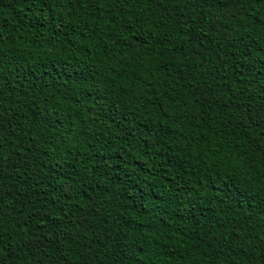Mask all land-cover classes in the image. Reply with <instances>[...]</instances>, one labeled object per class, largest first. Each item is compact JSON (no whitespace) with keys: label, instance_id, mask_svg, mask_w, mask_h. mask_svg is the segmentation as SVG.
<instances>
[{"label":"trees","instance_id":"obj_1","mask_svg":"<svg viewBox=\"0 0 264 264\" xmlns=\"http://www.w3.org/2000/svg\"><path fill=\"white\" fill-rule=\"evenodd\" d=\"M0 264H264V0H0Z\"/></svg>","mask_w":264,"mask_h":264},{"label":"snow or ice","instance_id":"obj_2","mask_svg":"<svg viewBox=\"0 0 264 264\" xmlns=\"http://www.w3.org/2000/svg\"><path fill=\"white\" fill-rule=\"evenodd\" d=\"M113 2H126V0H113ZM256 2H260V0H256Z\"/></svg>","mask_w":264,"mask_h":264}]
</instances>
